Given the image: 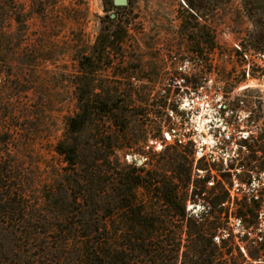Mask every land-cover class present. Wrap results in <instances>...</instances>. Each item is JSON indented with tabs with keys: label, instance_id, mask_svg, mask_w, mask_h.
Listing matches in <instances>:
<instances>
[{
	"label": "rangeland",
	"instance_id": "obj_1",
	"mask_svg": "<svg viewBox=\"0 0 264 264\" xmlns=\"http://www.w3.org/2000/svg\"><path fill=\"white\" fill-rule=\"evenodd\" d=\"M0 2V224L17 230L11 245L25 209L52 222L84 187L55 146L75 112L73 82L87 56L91 96L117 100L97 118L103 135L116 138L117 176L136 165L140 178L159 174L177 184L174 163L185 165L189 182L176 192L186 194V212L204 229L218 217L233 236L222 245L227 231H218L213 254L259 264L247 256L257 248L254 235L242 238L254 232L245 229L249 219L237 214L249 204L238 179L249 175L248 187L263 190L256 222L264 230V0H128L114 8L112 0ZM228 137L236 143L216 163ZM242 139L243 167L233 162ZM134 191L139 200L145 194ZM174 224L186 231L185 221ZM177 254L192 253L183 242Z\"/></svg>",
	"mask_w": 264,
	"mask_h": 264
},
{
	"label": "trees",
	"instance_id": "obj_2",
	"mask_svg": "<svg viewBox=\"0 0 264 264\" xmlns=\"http://www.w3.org/2000/svg\"><path fill=\"white\" fill-rule=\"evenodd\" d=\"M109 5L115 7L113 0ZM109 5L105 4V13ZM4 14L5 7L0 2V22ZM105 18L110 23L114 20L109 14ZM112 33L117 35L116 30ZM101 54L102 49H97L98 59ZM78 63L82 76L73 82L75 112L66 118L65 135L57 142L55 151L67 165L68 175L76 176L84 187L78 196H72L69 210L51 217L52 222L42 214L30 217L25 209L18 243L11 245L8 239L13 240L17 230L0 224V264H235L213 254L217 250L212 243L214 238L218 239L216 233L226 230L221 219L214 217L213 223L204 229L186 212V194L176 192L177 184L185 186L189 182L190 173L185 165L174 163L177 184L159 174L140 178L138 174L143 169L136 165L127 175L117 176L110 164L116 138L113 134L105 137L97 123L100 115L114 109L117 100L91 96L84 73L85 69L94 67V62L91 57L82 56ZM245 142L242 139L237 144V157L233 161L242 167L241 148L247 149ZM235 143L231 137L219 142L216 163H221L223 154L231 153L230 146ZM250 180L251 176L244 174L238 179L248 190L243 198L249 204L237 217H247L245 229L254 231L242 235L245 240L249 239L248 234L254 235L249 242L257 247L247 256L253 262L264 264L261 261L264 230H258L256 222L260 211L259 193L263 190H251ZM138 187L145 190L140 200L134 191ZM216 204L211 202L213 207ZM175 221H185L186 231L174 224ZM226 231V239L220 241L222 245L233 238ZM183 242L192 254L180 258L177 252Z\"/></svg>",
	"mask_w": 264,
	"mask_h": 264
},
{
	"label": "water",
	"instance_id": "obj_3",
	"mask_svg": "<svg viewBox=\"0 0 264 264\" xmlns=\"http://www.w3.org/2000/svg\"><path fill=\"white\" fill-rule=\"evenodd\" d=\"M127 3H128V0H113V5L115 7L126 6Z\"/></svg>",
	"mask_w": 264,
	"mask_h": 264
},
{
	"label": "built area",
	"instance_id": "obj_4",
	"mask_svg": "<svg viewBox=\"0 0 264 264\" xmlns=\"http://www.w3.org/2000/svg\"><path fill=\"white\" fill-rule=\"evenodd\" d=\"M187 64H188V62H187ZM182 81H183V83L185 82L183 79H182ZM187 107H188V106H187ZM182 112H184V113H185V112H186V110H183ZM195 126L197 127V124H196ZM185 135H186L185 133H182V137H183V138H185ZM178 142H179V143H181V141H180V140H179ZM207 184H208V185H211L212 183H210V182H209V183H207Z\"/></svg>",
	"mask_w": 264,
	"mask_h": 264
},
{
	"label": "bare ground",
	"instance_id": "obj_5",
	"mask_svg": "<svg viewBox=\"0 0 264 264\" xmlns=\"http://www.w3.org/2000/svg\"><path fill=\"white\" fill-rule=\"evenodd\" d=\"M188 106V105H187ZM201 115V114H200ZM199 118H200V116H198ZM198 117H196L195 118V121L197 122V121H200V119L198 118ZM192 119V118H191ZM193 120V119H192ZM206 124V123H205ZM200 127V126H199ZM204 128V127H203ZM205 142H207V139L206 140H204Z\"/></svg>",
	"mask_w": 264,
	"mask_h": 264
}]
</instances>
